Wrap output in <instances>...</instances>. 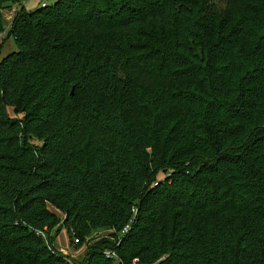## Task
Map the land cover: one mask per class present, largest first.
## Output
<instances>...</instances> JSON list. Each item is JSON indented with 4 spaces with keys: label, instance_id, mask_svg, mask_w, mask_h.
Instances as JSON below:
<instances>
[{
    "label": "trees",
    "instance_id": "1",
    "mask_svg": "<svg viewBox=\"0 0 264 264\" xmlns=\"http://www.w3.org/2000/svg\"><path fill=\"white\" fill-rule=\"evenodd\" d=\"M10 34L0 264H264V0H56ZM49 204L121 234L69 258Z\"/></svg>",
    "mask_w": 264,
    "mask_h": 264
},
{
    "label": "rangeland",
    "instance_id": "2",
    "mask_svg": "<svg viewBox=\"0 0 264 264\" xmlns=\"http://www.w3.org/2000/svg\"><path fill=\"white\" fill-rule=\"evenodd\" d=\"M55 1L56 0H27L25 1V7L27 10H32L40 7L44 2L50 5ZM15 6L16 4L7 5L3 9V30L0 33V57L7 55L11 51L17 50V45L14 41V37L10 34L13 20L20 10V8ZM8 114L11 117L17 118L22 116V114H18L14 111L13 106L8 107ZM33 142L39 143L37 140H34ZM49 208L57 215L58 223L51 230L44 233L45 241L51 247H54L57 251L74 260H82L86 256L89 247L96 241L103 238H108L110 242H116L121 234L116 233L114 230H99L98 232L92 234L87 239V241L80 242L76 237H70L69 230L64 224L65 214L52 204H49ZM114 259L116 260V263L119 262L118 259Z\"/></svg>",
    "mask_w": 264,
    "mask_h": 264
},
{
    "label": "built area",
    "instance_id": "3",
    "mask_svg": "<svg viewBox=\"0 0 264 264\" xmlns=\"http://www.w3.org/2000/svg\"><path fill=\"white\" fill-rule=\"evenodd\" d=\"M42 5L45 6L46 3L44 2V3H42ZM106 254H107L109 257H111V258H116V259L119 260V262H117V263L115 262V264H121L120 258L118 257V255H117V253H116L115 251L107 250V251H106Z\"/></svg>",
    "mask_w": 264,
    "mask_h": 264
},
{
    "label": "crops",
    "instance_id": "4",
    "mask_svg": "<svg viewBox=\"0 0 264 264\" xmlns=\"http://www.w3.org/2000/svg\"><path fill=\"white\" fill-rule=\"evenodd\" d=\"M15 7H18V8H20V9H21L22 7H25V2H23V3H22V4H20V5H19V4H16V6H15ZM25 8H26V7H25Z\"/></svg>",
    "mask_w": 264,
    "mask_h": 264
},
{
    "label": "water",
    "instance_id": "5",
    "mask_svg": "<svg viewBox=\"0 0 264 264\" xmlns=\"http://www.w3.org/2000/svg\"><path fill=\"white\" fill-rule=\"evenodd\" d=\"M104 239V238H103ZM103 239H100V240H98L97 242H101V241H103Z\"/></svg>",
    "mask_w": 264,
    "mask_h": 264
}]
</instances>
